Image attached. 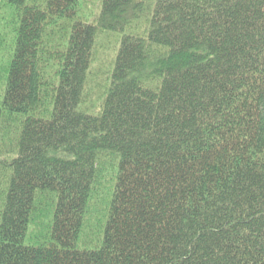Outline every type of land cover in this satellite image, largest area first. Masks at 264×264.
<instances>
[{"label":"trees","instance_id":"1","mask_svg":"<svg viewBox=\"0 0 264 264\" xmlns=\"http://www.w3.org/2000/svg\"><path fill=\"white\" fill-rule=\"evenodd\" d=\"M81 1L0 0V264H264V0Z\"/></svg>","mask_w":264,"mask_h":264},{"label":"rangeland","instance_id":"2","mask_svg":"<svg viewBox=\"0 0 264 264\" xmlns=\"http://www.w3.org/2000/svg\"><path fill=\"white\" fill-rule=\"evenodd\" d=\"M100 3L101 0H82L78 12L79 20L84 21L86 23H93L99 14ZM16 20H17V15H16V10L14 8H11L6 5L0 8V99L2 98L1 91L3 88V82H6L7 79V67L14 55L12 51L14 49V41H15L14 29L16 26ZM118 38H119V34L104 32L101 34V37L98 40V47H97L98 61L96 64H94V68H93L95 74V80H93L92 82L91 93L88 97L89 102L91 101L94 102L95 100H98L99 95L97 88L98 89L103 88L105 84L106 76L109 75L108 72H110V67L112 66V60L115 54V46L116 44L118 45V41H117ZM98 84H100L99 87L97 86ZM5 147L6 146L3 143L0 144V149ZM102 195L103 198L101 200L103 202L105 195L104 193ZM98 196L100 198V195ZM98 196L93 198V200L91 201L90 214L87 216L86 232L88 234L97 233V235H99V232L93 229L96 222L99 227V223L102 222L103 220V215H102L103 212H101V207H99ZM49 212L50 210L48 205L45 207L44 213L45 215H48ZM43 219L44 221H42V219H38V217L36 218L35 223L37 221V224L30 228L32 229L31 232L32 236L34 235L35 232L36 234L40 233L43 224L47 221V217L45 216L43 217ZM29 243H31V241H29Z\"/></svg>","mask_w":264,"mask_h":264}]
</instances>
